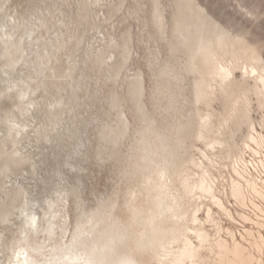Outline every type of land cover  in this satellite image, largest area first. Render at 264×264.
I'll use <instances>...</instances> for the list:
<instances>
[{
  "label": "bare ground",
  "instance_id": "obj_1",
  "mask_svg": "<svg viewBox=\"0 0 264 264\" xmlns=\"http://www.w3.org/2000/svg\"><path fill=\"white\" fill-rule=\"evenodd\" d=\"M9 1L0 0V12ZM48 1L39 0L46 4L47 13L39 12L29 0L28 12L11 21L3 22L0 14V83H4L0 91V264H264V177L254 176L243 159L245 150L254 155L264 152V135L250 119L252 98L258 108L264 107L262 46L247 32L230 34L195 0H172L169 35L164 38V6L160 0H149L151 23L168 53L162 62L155 54L149 59L152 110H144L139 73L126 83L123 97L113 92L105 96L115 119L113 124H102L94 135L93 157L112 161L124 189L113 190L86 210L82 172L90 165V153L84 135L92 121L76 112L84 105L80 92L92 99L88 107L99 110L95 97L99 91H87L89 76L83 67L100 84H115L130 55L131 33L124 30L119 40L105 41L101 51L79 56L81 37L76 29L91 26L89 1H78V19L66 20L64 10L51 0L54 11L63 16L58 22H51ZM123 1L118 0L119 5ZM261 7L259 1L255 8ZM132 10L137 15L140 7ZM248 13L259 17L254 11ZM247 52L250 61L244 60ZM107 59L116 62L108 64ZM215 101L222 107L218 114L211 110ZM123 103L137 122L125 154L120 148L131 124ZM189 105L193 109L186 112ZM31 109L42 111L46 123L33 125L30 133L39 144H51L40 160L45 175L34 195L18 183L7 188L18 170L35 172L36 163L21 152L30 127L18 121L35 119ZM99 118L98 113L94 120ZM64 142L73 148L66 149ZM195 142L204 147L199 158L193 155ZM258 164L264 169L262 159ZM25 165L29 172L22 168ZM65 166L74 171L66 176L65 170L70 187L54 191L56 197L43 202L41 196ZM222 168L229 169L230 175L220 180L214 172ZM69 197L73 224L63 213ZM229 199L233 210L226 205ZM41 203L40 216L35 207ZM248 209L250 214L245 212ZM7 230L9 238L3 235Z\"/></svg>",
  "mask_w": 264,
  "mask_h": 264
},
{
  "label": "rangeland",
  "instance_id": "obj_2",
  "mask_svg": "<svg viewBox=\"0 0 264 264\" xmlns=\"http://www.w3.org/2000/svg\"><path fill=\"white\" fill-rule=\"evenodd\" d=\"M78 1L80 0H65L63 2L60 0H56V7H58L61 10H64L65 15L67 16L66 20H76L78 19V12H79V2ZM88 1H89V4H88L87 10L89 12L88 13L89 22L91 26H83V27H78L76 29V34L81 37L80 39L81 43L79 46L80 50L78 52L79 56L83 55L84 57V54H85L84 51H86V53L91 52V51L92 53L93 52L97 53L101 51L104 48L105 41L110 40V39L119 40L124 30H128L131 33V41H130V55H129L128 61L126 62L125 67H123V69L121 70V73L118 79L119 81H117L115 84H106L108 86L100 84L101 82L96 81V77L94 76L95 77L94 78L93 74L89 70L83 67V72L89 76V78L86 79V85H85V87L87 88V91L89 93L91 91L92 92H95L97 90L99 91L98 93H95L96 94L95 97L97 96L96 97L97 105L99 104L98 105L99 110H97V108L95 107H88V104L90 103L92 99L88 96L89 94L84 96V93L80 92L79 95H80L82 103H84L83 105L84 109L82 107V110H80L81 109L80 108L76 112V114H78L79 116H80V113H82L81 115L85 116V118H90L92 121V123L88 126V131L86 135H84L85 138H87L86 146L88 147L86 148H87L88 153H90L89 154L90 160H88L89 161L88 163L90 165L87 166L88 167L87 170L82 172L83 177H85L84 178L85 184L81 187V190H82L81 197L83 200L84 208L86 210L87 209L90 210V208L91 209L95 208V206L98 204V201H100L103 198L108 197L110 194L113 193V190L115 192L118 190H122V188L124 189V186L121 185L119 181H117L118 178L116 177V173L114 172L116 168H115V165L112 163V161L110 162V160H106V159H101L97 161L93 157V148L96 144L94 135L100 129V126H102V124H105V123L113 124L114 119H115L113 112H109L107 108V105L104 99L105 96L107 95V93L113 92L117 94L118 96L123 97L124 92H125L124 88L126 86V83L129 80H131V77L134 74L139 73L141 74V77L143 79V88H144L142 103L144 106V110L146 112H150L152 110V105H151L152 89L151 88L153 84L151 82L152 75H151V70H150L151 66H150L149 59L151 58L152 54H155L158 59V62H160V59L162 62L167 58V54H168L167 48L164 42L160 40L158 34L156 33L151 23L149 0H124L122 5H119L118 0H88ZM195 1L200 6H204V8L206 7L208 11H210V13L212 14L213 19L221 26L227 27V30L230 31L229 32L230 34L240 35L244 32L249 33L247 37L250 40L256 41L260 46H262L263 51L261 49L260 55H261V58L263 57L262 62H264V0H195ZM259 1H261L262 7L259 9H256L255 7ZM160 2H162L161 4L164 6V17H165V22H166L165 34L163 35V37L167 38L169 35L168 27L170 26L169 24L171 22V13L173 10L171 6L172 0H160ZM32 3H34L33 5H35L36 8L39 9V12L47 13L45 11L46 4L40 3L39 0H32ZM140 3H141V6H140ZM48 4L50 5V9L53 11L51 15V22H58L59 19L61 20L63 16L59 14L58 11H54L53 3L51 2V0L48 1ZM28 5H29V0H10L7 4L4 5L2 11L0 12L1 18L2 20H4L3 22L11 21L12 17H16L18 13H21V12L27 13ZM135 6H139L140 11L137 15H132L131 13L133 12L132 8ZM109 8H118L119 12L117 11L114 15H109L107 12ZM249 11H254L255 13L259 14V17L256 19L254 16H251L248 13ZM167 21L169 22L167 23ZM142 24L145 27L141 26ZM147 24H149V26H147ZM149 39L152 41V43ZM159 46H160V49H159ZM159 50H160V53H159ZM249 54H250L249 52L245 54L244 56L245 61H250L248 57ZM113 61L114 59H111V60L107 59L108 64H114L116 62V61L114 62ZM178 61L182 63L184 59L181 56H178ZM236 73L238 72L236 71ZM190 80H191V76H188L185 79L184 84H187L188 86L191 83ZM3 87H4V83H0V91L2 90ZM94 88H96L97 90H95ZM99 88H101V90ZM186 95H188L189 100H191L192 95L189 90H187ZM63 97H65L64 94H63ZM36 98L38 101H41L39 95H37ZM143 98H146V99H143ZM87 99H89L88 100L89 102L87 101ZM252 99H253L252 100L253 109L250 112V119H251L254 129L255 130L257 129L256 130L257 132L264 135V111H263L264 107L258 108L256 106V102L254 101V98ZM98 101H100V103ZM190 109L191 110L193 109V105H189L184 110L188 112V110ZM221 109L222 107L219 102L215 101L212 103L211 110L213 112L218 114L221 112ZM122 111L124 112V116L128 120L129 124H131L129 126L130 127L129 136L126 140L123 141L122 148H120L121 154H125L123 152L127 151L130 141L133 140L135 136L134 132H135V129L137 128V122L127 103H123ZM98 113L100 114V118L97 120H94ZM30 115L36 116L35 119H33L32 117H27L28 119L26 120H30V121L23 120L22 118H20L18 121L21 124H25V125L27 124L30 127L28 131L29 138L22 142L21 152L25 155L27 153V156L32 158V162L36 163L35 172L33 174H28L27 172L18 170L17 172H15L13 176H11V180H8L9 183L7 184V188H10L13 185L16 186L18 183V185L26 187L28 191L33 190V195H34L36 192L39 191L40 182L45 175V172L42 170L43 167L40 165V160L50 152L51 144L50 143H49L50 145L47 143L42 144V145L39 144L38 142H36L33 133H30L34 126L40 127L46 123L45 115L43 114V112L41 111L40 113L38 112L36 113V111L32 110L30 111ZM83 116H80V117H83ZM2 131H4V129H2ZM242 135H243L242 133L239 134V136H242ZM239 140L240 139H238L237 141L239 142ZM63 144L67 146L66 149L73 148L72 145L70 146L69 142H64ZM194 145L196 147L193 148V155L196 158H199L200 157L199 152L204 147L202 144L198 142H195ZM252 154L253 153H251L248 150H245V153H243V159L245 160L247 167L249 168L250 172L254 176L264 177V169L258 164V161L260 159L264 161V155H263L264 152H261L260 155H254V154L252 155ZM22 168L26 169V171L28 172L30 171L28 169V166L26 165L23 166ZM62 170L63 171L60 174L61 176L59 175L56 178V182L54 183L53 187L47 193L43 194L45 196L43 195L41 196L43 202H47V200L49 201L55 198L56 197L55 192L62 191L63 189L65 191L66 189L70 187V181L68 179H64L66 178L65 173L69 172V174L67 173L66 176H70V175L72 176L74 175V171L73 169H70L69 166L63 167ZM65 170H67V172H65ZM214 173L217 177L218 176L222 177L220 180L226 179L230 175V171L227 168L225 169L222 168L220 172L215 171ZM112 176H114L115 179L112 178ZM67 199L68 200L64 202L66 204H64L63 213L65 214L67 212L66 214L68 216L67 217V220L69 222L68 224H73L74 219L72 216L73 212L71 209L73 208L72 207L73 201L71 200L72 197H69ZM226 205L230 209L232 210L234 209V204H233L232 199H229L228 202H226ZM43 206H44V203L43 204L41 203L40 207H37V206L35 207V211L38 215L42 214L41 210ZM262 207L264 209V202L262 203ZM245 212L250 214L249 209L245 210ZM11 219L16 223L19 222L18 218L16 219L15 217H13ZM222 224L224 226H228L227 220L223 219ZM1 229L2 228L0 225V230ZM12 229H14V227ZM3 235L5 236L7 235L6 238L11 237V233L8 230L4 231Z\"/></svg>",
  "mask_w": 264,
  "mask_h": 264
}]
</instances>
